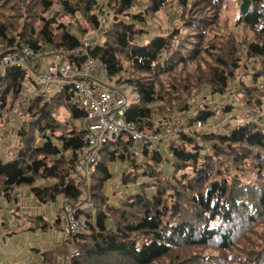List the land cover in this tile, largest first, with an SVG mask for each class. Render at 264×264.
<instances>
[{"label":"trees","instance_id":"1","mask_svg":"<svg viewBox=\"0 0 264 264\" xmlns=\"http://www.w3.org/2000/svg\"><path fill=\"white\" fill-rule=\"evenodd\" d=\"M250 2L231 27L222 17L225 0H101L99 9L96 0H0V51L15 43L36 53L75 50L88 33L58 23L60 14L81 15L93 31L102 26L101 16L109 21L112 15L90 56L105 66L111 88L122 95L124 86L131 87L138 97L127 102L126 122L149 135L173 137L168 155L159 146L143 153L142 162L126 157L131 142L104 146L87 188L83 127L73 121H83L82 112L66 92L35 87L37 94L26 98L24 73L0 72V117L25 103L29 120L18 129L12 159H0V194L10 202L16 189L30 187L41 204L61 197L77 208L88 200L93 211H78L88 230L73 238L78 256L71 264H264V93L256 84L264 78V0ZM56 4L60 10L46 20ZM171 12L173 26L148 31L160 13ZM238 26L249 32L235 35ZM248 60L259 67L252 85L239 82L237 93L249 121L224 133L182 131V117L188 127L208 122L212 111L205 103L194 112L197 102H206V91L226 93ZM60 110L68 112L71 126H58ZM115 160L129 167L125 184L142 171L152 194L141 189L109 206L103 187ZM4 227L0 218V234ZM50 261L44 254L42 264Z\"/></svg>","mask_w":264,"mask_h":264},{"label":"built area","instance_id":"2","mask_svg":"<svg viewBox=\"0 0 264 264\" xmlns=\"http://www.w3.org/2000/svg\"><path fill=\"white\" fill-rule=\"evenodd\" d=\"M92 45L90 41L84 40L75 50L59 48L36 53L28 45L15 43L0 51L1 73L17 69L24 73L26 81L40 87L41 93L66 92L71 102L82 112V142L88 148L82 161V170L87 180L89 168L96 163L109 141L131 142L125 155L133 159L168 143L170 138L164 133L149 135L125 121L128 100L119 91L106 85V68L99 59L90 56ZM137 98L135 96L134 100L137 101ZM240 119L249 121L242 117ZM211 124L197 121L189 127L185 126L182 131L209 132ZM90 207L88 200L77 208L69 204L63 206L64 236L70 247L66 264H71L72 258L78 256L72 248L73 238L88 230L86 220L78 215V211Z\"/></svg>","mask_w":264,"mask_h":264},{"label":"crops","instance_id":"3","mask_svg":"<svg viewBox=\"0 0 264 264\" xmlns=\"http://www.w3.org/2000/svg\"><path fill=\"white\" fill-rule=\"evenodd\" d=\"M41 69L43 70L44 66ZM32 88L26 86L24 91L26 98L31 99L37 94L36 91H32ZM22 105L26 108L24 103L18 106ZM13 111L10 115V121L11 123L14 122L15 126L20 127ZM65 112L68 114L67 111ZM27 117L25 111L24 118ZM4 118L3 116L0 117L1 123L4 122ZM180 122L182 126L187 124L184 117L181 118ZM15 129L16 132H12ZM17 130L18 128L14 127L11 128V132L10 129L0 130V159L4 162L12 159L14 150L17 148L19 140ZM39 143L42 144V142ZM159 149L164 156L168 155L167 148L164 150L160 147ZM115 164L119 168L117 176L115 174L117 182L112 184L113 181L110 179L103 187L107 203L112 207H118L121 202L134 194L130 192L128 194L125 187L131 185L128 183L125 186L120 178L121 174H126L125 170L129 169L127 163L115 160L109 167ZM39 185L40 187H50L53 183L41 182ZM88 185L87 183L89 188ZM65 203V199L58 197L54 202L41 204L32 194L30 187L16 189L10 202H6L0 194V218L5 224L0 234V264H42L44 254H48V257L51 258L50 264H66L70 248L67 247L64 236L63 206Z\"/></svg>","mask_w":264,"mask_h":264},{"label":"rangeland","instance_id":"4","mask_svg":"<svg viewBox=\"0 0 264 264\" xmlns=\"http://www.w3.org/2000/svg\"><path fill=\"white\" fill-rule=\"evenodd\" d=\"M97 1V5H96V9H99L101 7V0H96ZM243 0H225L224 6H223V10H222V17H223V21H227V23L233 27L235 25V22L237 20V18L239 17V10H240V5L242 4ZM143 7L141 8L142 10H145L147 6L142 5ZM60 10V7L56 4L54 5V7L47 12L46 14H44V18L46 20H49L53 17V15ZM105 10V9H104ZM165 10V9H164ZM137 9L133 8L131 10V13H136ZM165 12V11H164ZM92 15H99L98 11H92L91 12ZM170 16L166 17L165 13H160L155 20L158 22H154V24L152 23H148V31L151 34H154L156 32V26H160L162 27V29H165V26L171 27L173 26L172 21L176 18V15L174 14V12H171L169 14ZM122 16H119L118 18H121ZM175 17V18H174ZM113 19V16L111 15L109 18V21H104V18L101 16L100 17V21L103 22L102 26L100 27V29L98 31H93L91 29V27L84 21V18L79 15L76 14L74 18L68 17V16H63V14H60L59 17L57 18L58 23H63L65 25H67L70 29H74L76 27H81L86 29L87 31V35L82 37L81 41L84 40H88L91 43H94V41H103V37H101V34L103 32L104 27H106L108 25V23L110 24L111 21ZM245 28H243V26H238L235 29V35L240 34V33H244L246 31L249 32V30H245ZM54 33H57V31L55 30ZM91 35V36H90ZM243 66L241 67L240 71L237 72L235 79L231 82V84L229 85L227 92L224 93L223 95H219V94H209L206 91V95L207 99L206 102L205 101H198L194 112L202 109V107L204 108V104L206 103L209 107V109L212 111L213 115L211 116V118L208 120L209 123H212L211 125V129L209 132H216V133H224L226 132L229 128L231 127H236L238 124L243 123V121L240 119L242 118H246V113L247 110L245 108V106L243 105V96H239L237 93V89L239 86V82H244L246 85L250 86L252 85V81H253V73L255 72V70L259 67L257 65V63L255 61L252 60H248L245 63L242 64ZM256 84L258 85V88L264 93V78L263 77H259L258 79H256ZM28 85V87L31 86V88L33 89L32 91H36L35 87L37 90H40V87L34 86L33 83L31 81H27V83L25 84V86ZM106 85L109 86L108 82L106 81ZM121 93L122 95L128 100V102H133L134 101V94H133V89L131 87L128 86H124L121 89ZM25 104V103H24ZM231 106V110L227 111L226 108ZM13 113H15V119L18 120V122L20 123V127L15 126L16 124L14 122L11 123V114L12 112H10V114H8V117L4 118V122L1 123V119H0V130L2 131H6L7 129H10L11 132V128H21L22 123H26L28 120V118H24V113L26 111V108L24 105L22 106H17L16 108H13ZM69 114H66V112L64 110H60V113L57 115L56 117V121L58 126H71V118L70 116H68ZM6 121V122H5ZM74 121V125L78 128H82V124L83 121L79 120V119H75ZM186 126V125H185ZM12 132H16L12 130ZM18 132V130H17ZM168 135V134H166ZM175 138H177V135L175 136ZM173 139V137L171 136L169 138V141ZM115 142H111L109 141L107 144H105L106 146H109L110 144H113ZM169 143L166 144H162L160 145V147L162 149H166L168 147ZM85 152L88 151L87 146L84 147L83 149ZM12 156V155H11ZM149 156L151 157V154H149ZM138 161L142 162L143 158L142 156L137 157ZM93 169L94 167L91 166L89 168V175L93 173ZM119 168L117 166V164L110 166L109 167V172L111 174V180L113 181V183L117 182V174H118ZM126 173H131L129 171V169L125 170ZM137 174L134 173V182H129L131 186L125 187V190L130 193H138L141 191V189L146 190L145 192L147 194H152V190L149 188L150 183L148 182V180L143 178L142 175V171H138L136 172ZM116 174V176H115ZM133 175V174H132ZM121 178V182H123L122 184H125L124 179H123V174H121L120 176ZM132 179V178H130ZM129 181V179H128ZM132 183V184H131ZM149 183V185H148ZM89 184V181H88ZM134 185V188H132V186ZM89 186V185H88ZM126 186V184H125ZM88 188V187H87ZM25 189V188H24ZM21 189V190H24ZM134 190V192H133ZM126 192V193H127ZM85 211H89L92 212L93 208L90 207Z\"/></svg>","mask_w":264,"mask_h":264},{"label":"water","instance_id":"5","mask_svg":"<svg viewBox=\"0 0 264 264\" xmlns=\"http://www.w3.org/2000/svg\"><path fill=\"white\" fill-rule=\"evenodd\" d=\"M250 5H251L250 0H243L242 1V4L240 5V14L242 16H245L249 12Z\"/></svg>","mask_w":264,"mask_h":264}]
</instances>
